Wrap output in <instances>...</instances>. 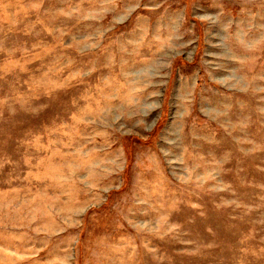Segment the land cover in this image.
Here are the masks:
<instances>
[{
    "label": "rangeland",
    "instance_id": "1",
    "mask_svg": "<svg viewBox=\"0 0 264 264\" xmlns=\"http://www.w3.org/2000/svg\"><path fill=\"white\" fill-rule=\"evenodd\" d=\"M0 264H264V0H0Z\"/></svg>",
    "mask_w": 264,
    "mask_h": 264
}]
</instances>
